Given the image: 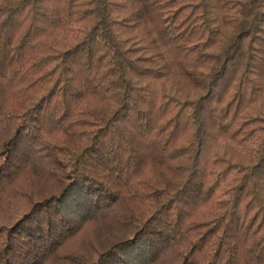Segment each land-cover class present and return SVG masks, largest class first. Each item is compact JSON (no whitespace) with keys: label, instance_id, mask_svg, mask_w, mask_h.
<instances>
[{"label":"trees","instance_id":"16d2710c","mask_svg":"<svg viewBox=\"0 0 264 264\" xmlns=\"http://www.w3.org/2000/svg\"><path fill=\"white\" fill-rule=\"evenodd\" d=\"M0 264H264V0H0Z\"/></svg>","mask_w":264,"mask_h":264}]
</instances>
